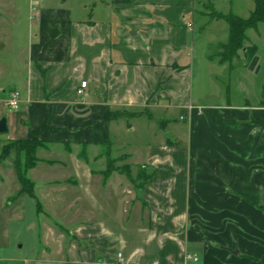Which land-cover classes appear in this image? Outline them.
<instances>
[{
    "label": "crops",
    "instance_id": "1",
    "mask_svg": "<svg viewBox=\"0 0 264 264\" xmlns=\"http://www.w3.org/2000/svg\"><path fill=\"white\" fill-rule=\"evenodd\" d=\"M45 1L32 0L21 105L6 119L9 139L49 145L38 153L54 179L41 204L76 221L47 224L42 260L25 263L264 264V100L204 103L218 66L204 55L194 93L200 0H99L88 20ZM249 39L258 53L243 67L257 76L264 59ZM110 145L141 152L150 181L107 177Z\"/></svg>",
    "mask_w": 264,
    "mask_h": 264
},
{
    "label": "rangeland",
    "instance_id": "2",
    "mask_svg": "<svg viewBox=\"0 0 264 264\" xmlns=\"http://www.w3.org/2000/svg\"><path fill=\"white\" fill-rule=\"evenodd\" d=\"M210 1L215 4L217 11L232 12L241 18H248L254 10L252 0ZM45 2L51 8H63L72 11L75 19L88 20L89 15L96 9L95 4L99 0H46ZM202 2L204 0L197 2L199 12L203 10L201 7ZM40 6L32 0H0V91H5V93L0 92V108L3 111V118H7L8 121L15 111L7 107L2 99H6V94L8 96L10 93L17 91L15 89L18 84L17 80L23 76L20 71L25 66V62L28 61L24 53L27 42L26 36L30 31L32 35L36 34V29H34L32 23L34 22L33 16L40 11ZM98 6L99 4L97 8H99ZM207 15L209 14L207 13ZM207 15L196 20L195 49L197 51L196 65L198 67L197 78L193 85L195 94H200V88H202V84L204 85V83L201 84L200 73L198 75V70L201 72L200 65L203 62L201 55H204L205 59L208 58L211 44L227 40L225 35L226 24L223 21H212L210 16ZM259 31L261 37L253 36L252 31H250V34L248 32V37L258 45L260 48L259 56L264 59V24L260 26ZM214 67L215 80L212 85L214 94L205 99L204 103L224 104L228 102L243 104L248 101L250 104H257L264 100L262 98L264 92V63L262 64L261 73L257 76L249 74L243 66H239L232 71L227 67ZM176 116L178 118L179 114L176 113ZM182 124L183 122H181ZM12 135L13 131L9 134L0 135V157L3 159L2 164H0V264H26V261L30 262L33 259L42 260L37 254L47 242L45 237L48 229L47 224L51 227L56 226L57 231L63 232V217L67 218L66 222L74 218L69 211L56 215L58 218L56 216V218L52 217V211L47 210L49 209L47 205L43 206L44 192L48 187L46 185L54 179L51 178L50 180L44 177L47 170L39 167L41 159L34 168L36 171L31 170L28 173V177L35 183L36 198L21 193V186L15 171V162L18 160V156L11 150L12 143L15 140L9 139ZM34 139L40 140L38 137ZM103 154L108 159L106 164H100V166L106 167L105 171L111 169L110 174L114 172L127 173L133 187L138 188L144 185L143 182L147 180V176L143 175L145 171L141 169L138 162H135L136 160L134 161V159L141 156V152L110 145L103 148ZM55 162L47 163L54 166ZM62 184H65L68 188L70 187L65 181ZM66 197L63 196L67 199ZM38 202L41 205V213L38 211ZM84 208V214L76 215L78 221L88 216L86 207Z\"/></svg>",
    "mask_w": 264,
    "mask_h": 264
},
{
    "label": "trees",
    "instance_id": "3",
    "mask_svg": "<svg viewBox=\"0 0 264 264\" xmlns=\"http://www.w3.org/2000/svg\"><path fill=\"white\" fill-rule=\"evenodd\" d=\"M252 1L254 3V10L250 13L248 18H241L232 12L223 13L217 11L214 3L210 0H204V2H202L201 7L204 11H197V20L198 18L205 17L208 13L209 15L207 16H210L212 21H223L227 26L225 32L227 40L219 41L209 46L210 54L208 55V60L211 63L220 67H227L232 71L239 66H243V60L250 63L257 55L258 48L254 45H249L250 39L248 37V32L258 31L260 26L264 24V0ZM35 138H37L36 135ZM48 147V144L36 139L15 140L12 143L11 150L18 156V160L15 162V171L21 186V193L27 194L32 198H36L35 183L28 177V173L40 162L38 153L41 150L48 149ZM82 155H85L84 151L81 153V157ZM83 158L86 160L85 157ZM2 162L3 159L0 157V164H2ZM108 167L111 168L109 165ZM110 170L111 169H108L105 172L107 177L111 173ZM143 175L147 176L145 174ZM150 178L151 177L147 176L146 182L150 181ZM38 211L41 213L40 202H38ZM254 263L262 264L258 260H255Z\"/></svg>",
    "mask_w": 264,
    "mask_h": 264
},
{
    "label": "built area",
    "instance_id": "4",
    "mask_svg": "<svg viewBox=\"0 0 264 264\" xmlns=\"http://www.w3.org/2000/svg\"><path fill=\"white\" fill-rule=\"evenodd\" d=\"M87 85H88L87 82H83L81 84V91H79V94H82L84 92V90L87 88ZM5 103L6 106L9 107L11 110L13 111L19 110L21 105V93L18 91H14L10 93ZM193 110H194L193 107H189V109L185 112V114L181 116V120L184 121L187 117V114ZM188 259L197 261L196 256H192V255H189Z\"/></svg>",
    "mask_w": 264,
    "mask_h": 264
},
{
    "label": "water",
    "instance_id": "5",
    "mask_svg": "<svg viewBox=\"0 0 264 264\" xmlns=\"http://www.w3.org/2000/svg\"><path fill=\"white\" fill-rule=\"evenodd\" d=\"M8 132H9V128H8L7 119L3 118L2 120H0V135H5Z\"/></svg>",
    "mask_w": 264,
    "mask_h": 264
}]
</instances>
